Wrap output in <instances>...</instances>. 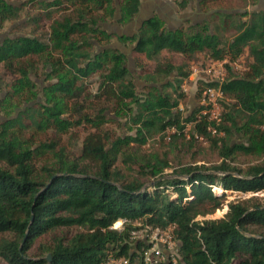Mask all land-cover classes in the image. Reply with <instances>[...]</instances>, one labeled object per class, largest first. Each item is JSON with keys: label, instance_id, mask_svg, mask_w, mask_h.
I'll use <instances>...</instances> for the list:
<instances>
[{"label": "trees", "instance_id": "obj_1", "mask_svg": "<svg viewBox=\"0 0 264 264\" xmlns=\"http://www.w3.org/2000/svg\"><path fill=\"white\" fill-rule=\"evenodd\" d=\"M67 1L69 6L61 0L37 3L42 11L36 21H52L54 12L62 13L52 21L46 42L34 33L0 44V65L9 74L29 81L43 62L57 79L45 88L46 105L1 123L0 163L5 166L0 168V259L5 264H102L113 256L135 262L144 244L132 239L133 231L174 225L179 264H264V203L257 197L229 203L222 218L197 220L222 209L229 192L264 190V11H253L247 21L235 20L246 13L221 14L212 33L204 25L168 31L155 17L134 37H117L126 48L136 43L132 53L137 66L142 67L141 58L155 64L141 73L145 84L139 92L127 55L108 47L113 34L101 25L117 13L120 27L132 23L140 0H117L118 7L116 0ZM175 1L186 8L191 0ZM21 9L2 1L0 17L17 21ZM229 30L232 40L223 42L220 33ZM96 44L103 49L97 51ZM163 53L181 54L189 62L245 61L247 70L240 75L227 65L220 123L200 115L202 106L182 117L181 84L191 69L185 71L186 66L172 63ZM95 74L100 80L92 93L88 85ZM213 85L200 82L196 97ZM86 104L100 107L95 116ZM120 117L128 119L136 135L117 137L110 145L111 134L102 128ZM83 124L94 131L73 158L59 141L37 145L24 137L28 131L67 134ZM172 128L175 133L168 135ZM201 142L217 153L220 164L190 165L164 175L171 168V154L192 152ZM133 143L137 150L130 147ZM149 143L151 151L142 153ZM240 154L263 160L242 171L231 167ZM42 158L47 163L37 168ZM152 181L156 183L150 186ZM117 222H122L121 229L113 228Z\"/></svg>", "mask_w": 264, "mask_h": 264}, {"label": "rangeland", "instance_id": "obj_2", "mask_svg": "<svg viewBox=\"0 0 264 264\" xmlns=\"http://www.w3.org/2000/svg\"><path fill=\"white\" fill-rule=\"evenodd\" d=\"M10 3L16 6L21 7L20 16L17 21H2L0 17V44L5 41V39H13L17 36H33L36 33V37H39L43 42H46L48 38V33L51 31V26L54 25L52 21L58 20L62 13L54 12L53 20L48 21L46 19H42L36 21L38 17L41 16L42 8L37 5L38 2H46L48 4L53 3L54 0H0V4L2 3ZM207 0H191L188 8V12L191 17H193L196 21L205 20L204 26L206 32H214L217 26H220V20L222 19L221 14H231L236 15L239 13H246L247 16L235 17V20L241 19L242 21H247L250 18L251 13L254 10H264V5L260 2L261 0H208L209 3H204ZM63 5L69 6L70 2L67 0H61ZM202 6L203 14L197 12L196 8L198 5ZM45 10V9H43ZM119 18V13H117L116 19ZM36 21V22H35ZM190 25L184 24L182 26L183 29H188ZM108 30L121 33L117 26L114 25L112 20L105 25ZM167 29V26L164 27ZM35 31V32H34ZM232 31L229 30L227 32L220 33L223 42H230L232 40ZM127 49L125 54L128 57L127 68L131 71L133 77L135 78L138 91L141 92L144 87V82L139 78L141 73H145L146 71L154 69V63L148 64L145 60H141L143 62L142 67L137 66V62L133 56L134 43H127ZM131 46V47H130ZM108 47H116L120 50L122 46L119 41H117L116 37L111 38V44ZM103 48L96 44V50L100 51ZM163 57H166L167 60L171 61L176 65H184L186 66L185 71H190V65L193 63H197L195 61L189 62L187 61L181 54L178 53H163ZM245 61H240L242 66H245ZM189 66V67H188ZM51 73V68L45 67L44 63H40L37 70L30 76L29 81L26 78H22L19 75H11L9 74L3 65H0V129L1 123L7 119H15L20 113L31 109L33 107H38V105H46L47 104V96L45 88L56 82L57 79L51 77L49 74ZM176 75L171 78V82H174L176 79ZM100 80V76L95 74L92 76L90 81L89 90L92 93L97 92L98 82ZM187 88L188 91L184 92L183 88ZM169 92L172 90L169 88ZM180 93H184L185 97L180 100V104L178 109L181 111L182 117H186L191 115L195 110L199 108V104L202 102V98L196 97V89L193 82L186 79L181 84ZM176 97V96H174ZM234 104L235 102H230ZM86 111L90 113V115L95 116L98 112L97 108L94 105L89 107L86 104ZM223 110V106L221 105ZM201 113V112H200ZM107 115L110 117L112 114L107 112ZM26 117V116H25ZM24 117V122L27 120ZM67 117V116H66ZM115 123L109 122L104 125L102 128L103 132H109L111 134V141L109 144L111 145L112 141H114L117 137H127V136H135L136 129L133 128V125L129 123L127 118L120 117L116 118ZM192 124H187L186 133H190ZM94 129L91 128L87 124H83L79 127H74L71 132L67 134H61L56 130H48L46 132L35 133L33 135V131H28L25 133L24 137L27 139L33 138L34 140L31 142L32 144L36 143L37 145L40 143H45L49 141H59L62 147L67 149V152L71 154V158L76 156L81 148L84 141V138L90 133L93 132ZM173 129H168L167 134H173ZM237 139H235L236 141ZM201 141V139H200ZM152 143L146 145L142 150V153H148L151 151ZM130 147H133V150H137L136 144H131ZM131 150V152H135ZM263 159L256 158L254 156L248 155H237L234 162H231V167H235L242 171L247 170L249 167L258 165L262 162ZM222 162V160L218 157L217 153L211 151L208 144L205 142H201L200 146L195 148L192 152L182 153L175 152L170 156V165L171 168L166 169L164 171V175L172 174L176 169H180L181 167H187L190 165H205L208 167L218 165ZM47 163L45 158L40 159L36 162V167L41 168ZM4 164L0 163V168H4ZM156 182H149L150 186H153ZM214 190L219 191L221 193L220 188H215ZM255 196L261 203H264V190L258 193H241V192H229L226 194L225 204L222 209L217 210L214 214L208 215L206 217L197 218L198 221H202V219L207 220H215L224 217L228 210V204L233 201L244 200ZM114 227L117 229H121L122 222ZM72 233L77 232L76 229L71 230ZM0 264H5L0 259Z\"/></svg>", "mask_w": 264, "mask_h": 264}, {"label": "built area", "instance_id": "obj_3", "mask_svg": "<svg viewBox=\"0 0 264 264\" xmlns=\"http://www.w3.org/2000/svg\"><path fill=\"white\" fill-rule=\"evenodd\" d=\"M240 61L229 63L228 59L217 61L212 58H200L197 63L192 64L188 80L194 83L196 93L199 90L200 82L214 84L213 86L204 87L201 92L202 102L199 106L205 108L200 115H207L210 121L221 122V104L225 100L223 84L228 76L227 65L230 64L232 71L240 75L247 70V67L242 66ZM183 91L187 92L188 89L185 87ZM172 129L175 133V129ZM113 228L117 229L114 226ZM175 231L176 227L174 225L166 228L146 226L133 231L132 239L137 243L142 242L144 244L138 250L140 260L132 262L127 258L108 256L102 264H179L181 260L180 243L176 238Z\"/></svg>", "mask_w": 264, "mask_h": 264}, {"label": "flooded vegetation", "instance_id": "obj_4", "mask_svg": "<svg viewBox=\"0 0 264 264\" xmlns=\"http://www.w3.org/2000/svg\"><path fill=\"white\" fill-rule=\"evenodd\" d=\"M149 1H151V0H140V11L132 23L125 25L123 27H120L119 22H118L119 18L116 19V17H115L112 20V22H114V25L117 26L120 30H122L121 33L116 32V30H114V31L108 30L105 27L106 24H103L101 26L109 34H113V36L116 37V39H117V37L122 38L124 36L125 37H134L136 34H138L139 30L141 29V28L137 29V21L139 19H142L145 22V21L150 20V19L155 18V17L159 18L167 26L168 31H172V32L178 31L179 29L182 28V26L184 24H188V25L191 24V26L204 25L203 22H205V20L195 22V19L190 16V14L188 12L190 2L188 3L186 8H181L175 0H153L154 4L148 5L147 3ZM167 2L170 4H168ZM260 2L262 4H264V0H261ZM166 4L169 5L168 11L165 10ZM148 9L150 10V12L148 11ZM175 10H176V12H175ZM196 10L198 13L203 14L202 13L203 8H202L201 4L198 5ZM169 12L170 13L172 12L175 15V18H174L175 22H171L169 20V17H168ZM135 46H136V43H134V46H132V49L135 48Z\"/></svg>", "mask_w": 264, "mask_h": 264}, {"label": "water", "instance_id": "obj_5", "mask_svg": "<svg viewBox=\"0 0 264 264\" xmlns=\"http://www.w3.org/2000/svg\"><path fill=\"white\" fill-rule=\"evenodd\" d=\"M116 5H117V7H118V2H117V0H116ZM264 5V4H263ZM118 11H119V8H118ZM254 11H260V10H254ZM264 11V10H263ZM143 23H144V21L142 20V19H139L138 21H137V29H140L141 27H142V25H143ZM123 46V45H122ZM120 50L122 51V52H124L125 53V51L126 50H128L126 47H122V48H120ZM162 84H160V85H154V86H161ZM35 219H33V221H34ZM47 260L49 261V263L52 261V255H49L48 257H47Z\"/></svg>", "mask_w": 264, "mask_h": 264}, {"label": "crops", "instance_id": "obj_6", "mask_svg": "<svg viewBox=\"0 0 264 264\" xmlns=\"http://www.w3.org/2000/svg\"><path fill=\"white\" fill-rule=\"evenodd\" d=\"M168 3V2H167ZM148 5H152V4H154L153 3V0H151V1H149L148 3H147ZM168 4H170V3H168ZM168 4H166V6H165V10L166 11H168L169 10V5ZM148 11L150 12V10L148 9ZM175 12H176V10H175ZM168 17H169V20L171 21V22H175L174 21V18H175V15L171 12H169L168 13Z\"/></svg>", "mask_w": 264, "mask_h": 264}, {"label": "bare ground", "instance_id": "obj_7", "mask_svg": "<svg viewBox=\"0 0 264 264\" xmlns=\"http://www.w3.org/2000/svg\"><path fill=\"white\" fill-rule=\"evenodd\" d=\"M120 224V222H117L116 225L118 226Z\"/></svg>", "mask_w": 264, "mask_h": 264}]
</instances>
